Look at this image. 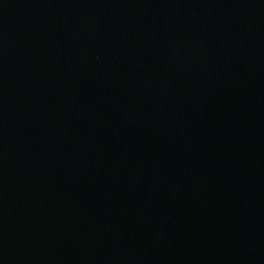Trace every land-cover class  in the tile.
Returning a JSON list of instances; mask_svg holds the SVG:
<instances>
[{
  "label": "water",
  "instance_id": "water-1",
  "mask_svg": "<svg viewBox=\"0 0 264 264\" xmlns=\"http://www.w3.org/2000/svg\"><path fill=\"white\" fill-rule=\"evenodd\" d=\"M0 264H264V0H0Z\"/></svg>",
  "mask_w": 264,
  "mask_h": 264
}]
</instances>
